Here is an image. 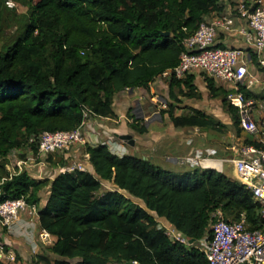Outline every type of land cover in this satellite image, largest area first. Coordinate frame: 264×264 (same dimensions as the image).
<instances>
[{
    "label": "trees",
    "instance_id": "16d2710c",
    "mask_svg": "<svg viewBox=\"0 0 264 264\" xmlns=\"http://www.w3.org/2000/svg\"><path fill=\"white\" fill-rule=\"evenodd\" d=\"M6 1L0 0V12ZM25 3L19 32L0 53L3 158L25 148L30 139L35 151L44 132L77 129L84 110L99 118H116L114 96L127 89L147 90L150 82L178 64L184 40L200 23L223 10L220 0ZM167 80L170 102L161 115L167 114L174 127L219 131L221 124L198 110L174 115L181 102L178 96L200 98L192 76ZM204 80L209 96L221 100L239 137L237 108L227 103L225 90ZM129 127L138 134L146 132L143 123ZM243 145L257 144L248 135ZM84 151L93 174L74 170L52 180H34L23 171L9 178L6 163H0V203L23 197L27 204L38 206L40 193L49 186L37 222L51 237L50 257L36 254L33 264H207L195 245L211 235L217 210L225 222L244 218L247 230L264 229L261 206L251 191L224 172L201 168L170 172L133 156L118 157L103 144L84 145ZM51 155L45 158L47 164L52 163ZM60 162L67 165L66 160ZM101 181L114 189L101 192ZM122 192L140 200L143 207ZM151 213L193 244L170 241Z\"/></svg>",
    "mask_w": 264,
    "mask_h": 264
},
{
    "label": "built area",
    "instance_id": "2783aa9c",
    "mask_svg": "<svg viewBox=\"0 0 264 264\" xmlns=\"http://www.w3.org/2000/svg\"><path fill=\"white\" fill-rule=\"evenodd\" d=\"M5 4L10 8L14 6L10 0ZM234 9L245 19L244 27L235 28V21L231 15L220 13L206 17L198 29L184 40L185 51L180 54L178 64L165 70L159 77L182 79L192 73H202L231 85L226 93V101L237 108L239 128L252 136L257 145H243L236 157L225 162L230 165L234 178L251 191L255 201L261 206V216L264 218V128H259L253 119V112L257 108L264 111V102L248 97L243 92V89L256 82L248 72L245 53L241 49L216 44L220 32L236 31L251 47L260 80L264 82V0L239 1ZM93 117L96 116L84 110L77 129L42 133L36 141L35 151L31 148L34 139L28 141L24 150L23 148L12 150L7 158L13 156L14 165L8 168L9 166L5 164L9 178L25 171L34 180L42 179L46 156L67 152L73 146L82 144L81 129ZM37 167L39 173L35 174L33 171L37 170ZM74 170L85 171L82 165L73 163L69 167L60 168L58 173ZM37 211L38 206L27 204L23 197L4 200L0 203V231L11 229L18 221L20 213L24 212L30 224L37 225L40 243L51 245L50 235L38 226ZM164 228L170 241L183 246L191 245L190 240L172 226L164 225ZM210 231L209 237L202 238L195 245L205 255L207 264H264V229L247 230L244 218L238 222H225L221 219V212L217 210L213 214ZM0 262H15V254L5 251L1 242ZM131 264L137 263L133 261Z\"/></svg>",
    "mask_w": 264,
    "mask_h": 264
},
{
    "label": "crops",
    "instance_id": "0c3cea01",
    "mask_svg": "<svg viewBox=\"0 0 264 264\" xmlns=\"http://www.w3.org/2000/svg\"><path fill=\"white\" fill-rule=\"evenodd\" d=\"M239 1L251 2L252 0H220V5L223 7L221 13L231 15L234 18L235 28L245 26V19L239 16L234 9ZM216 44L221 47L241 49L245 53L248 72L254 77L256 82L252 86L243 89V91L249 97L264 102V82L260 80V74L256 67V58L254 57L253 60L250 56V54L254 55V53L249 44L236 31L230 33L220 32L217 35ZM190 76H192V85L199 92L200 98H182L178 96L181 102L176 104L174 115L188 114L193 109L214 120L218 119L219 121H217L223 126H232L230 115L226 112L221 100L213 99L209 96L204 78L213 80L215 86L225 90L226 93L231 85L209 78L202 73H192ZM161 79L163 78L157 77L150 82L147 90L141 88L128 89L116 94L112 103L116 118L93 117L89 119L81 129L82 144L73 146L67 152L53 153L51 155L52 163L47 164L45 162L47 166L44 167L43 172H46L48 176L53 175L49 180L54 179L59 174L60 168L69 167L73 163L82 165L85 171L93 174V168L88 162L84 145L95 146L98 144L106 145L108 150L118 157L133 156L170 172L183 173L197 168L222 172L225 161L236 157L240 149L236 150V147L230 142L218 143L211 138L205 141L203 138L208 130L198 127H174L167 114H160V112L166 110L167 103L170 102L168 82ZM148 92L151 94L150 99L147 97ZM185 99L192 103L184 102ZM217 101H220V109L217 106ZM164 107L165 109H162ZM262 112V110L257 108L253 112V119L260 122ZM136 113L140 114V117H137ZM137 123L144 124L146 128L144 134H138L129 127L130 124ZM231 136L229 137L231 138ZM125 137H129V139H125ZM79 152L80 157H78ZM66 157H69V159H66ZM64 160L67 161V165L62 167L60 161ZM215 162L220 164L219 167L212 166ZM53 164L56 165L53 166ZM228 168L231 170L229 164ZM231 173L234 178L232 170ZM104 183L109 182L101 181L102 187L105 186ZM111 186L113 185L111 184ZM45 189V197L39 200L38 208L45 205L49 195V186ZM127 199L143 207L140 200L132 197ZM153 216L156 218L155 215ZM156 219L163 226L169 225L164 219ZM26 227L27 217L24 212H21L18 221L13 227L9 230L4 229L0 234V242L4 245V248L14 254L15 252L19 253L23 258L27 256L30 247L25 245L20 238L18 240L14 238L24 233L20 232Z\"/></svg>",
    "mask_w": 264,
    "mask_h": 264
},
{
    "label": "rangeland",
    "instance_id": "374dc122",
    "mask_svg": "<svg viewBox=\"0 0 264 264\" xmlns=\"http://www.w3.org/2000/svg\"><path fill=\"white\" fill-rule=\"evenodd\" d=\"M10 1L13 2L14 6L12 8L5 6L6 9H4L3 11L0 12V53L3 51V47L10 45L14 41L16 35L19 32L18 28H20L19 26L22 23V19L24 18L25 14H26V10H27L25 0H10ZM161 80H164L165 82L168 81L167 79H164V78ZM156 94H158V93H156ZM158 95H160V94H158ZM147 97L149 99L151 98L150 92H148ZM184 102H189V101H187V99H185ZM189 103H192V102H189ZM217 103H218L217 106L220 109L221 108V106L219 104L220 101L219 102L217 101ZM162 109H165V107ZM136 115H137V117H140V114L136 113ZM256 124L258 125L259 128H264V111L262 112V117L260 118V122L256 121ZM198 132H200V131H198ZM229 136H231V138ZM247 136H248L247 134L241 132L240 136L237 137L236 133H235V129L233 126L226 127V126L221 125V127H219V131L208 130L206 132V136H204L203 139L205 141H207V140H210L209 138H211L212 140H216V142H218V143L230 142V143H233V145L236 147V150H239L242 147L245 140H247ZM24 149L25 148H23V150ZM7 156H9V155H7ZM7 156L5 158L0 157V163H6L9 166L8 168H11V166L14 165L15 158L13 156L10 158H7ZM14 156H16V155H14ZM78 157H80V152H79ZM66 159H69V157H66ZM45 162L46 161L44 160V164H45ZM219 165L220 164L218 162H215L214 164H212L213 167H219ZM37 166H40V165H37ZM46 166L47 165L45 164L44 167H46ZM33 172L35 174L39 173V168L37 167V170L34 169ZM222 172H224L226 175L232 177L231 170L228 168V164H226V163L223 164V171ZM45 176H46V178H43ZM52 176L53 175L48 176V174H46V172H43V174L41 176L42 179H40V180L50 179V177H52ZM104 185L105 186L102 187L101 192L108 191L109 189H111V190L114 189V187L111 186V183L110 184L104 183ZM45 191H46V189L42 190V192L40 193V196H39L40 199L45 197ZM123 194H125V193H123ZM126 197L129 198V196H127V195H126ZM152 215H154V214H152ZM27 223H28L27 227L23 228L20 232V233H22V232H24V233H22L21 235L15 236L14 239L18 240L20 238L23 241V243L30 248L28 250L27 256H24V258L22 256H20L19 253H16L14 251L16 254L15 255V262L12 264H33L32 260L34 259V256L36 254H39V253H43V254H46L47 256H49V251H48L49 249L47 248L49 245H42L40 243L39 237H38L39 232L37 229V225L32 226L28 220H27ZM3 230L4 229H2L0 231V234H1V232H3ZM3 263L8 264L6 262H3ZM72 263L74 264L75 261H72Z\"/></svg>",
    "mask_w": 264,
    "mask_h": 264
},
{
    "label": "water",
    "instance_id": "95a60500",
    "mask_svg": "<svg viewBox=\"0 0 264 264\" xmlns=\"http://www.w3.org/2000/svg\"><path fill=\"white\" fill-rule=\"evenodd\" d=\"M163 35H164V36H168V33H164ZM125 139H129V137H125ZM189 243H190V244H192V243H193V241H192V240H190V241H189Z\"/></svg>",
    "mask_w": 264,
    "mask_h": 264
}]
</instances>
